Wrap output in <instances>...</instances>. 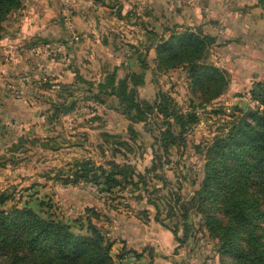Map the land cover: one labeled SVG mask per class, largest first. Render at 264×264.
I'll use <instances>...</instances> for the list:
<instances>
[{
	"label": "rangeland",
	"instance_id": "rangeland-1",
	"mask_svg": "<svg viewBox=\"0 0 264 264\" xmlns=\"http://www.w3.org/2000/svg\"><path fill=\"white\" fill-rule=\"evenodd\" d=\"M114 1L111 2L115 4L111 14L125 21L113 19L103 25L98 21V1L64 0L62 12L55 20L62 33L58 42L49 41L41 47L31 40L26 50L23 49L24 56L20 54L22 48L10 51V54L9 50L4 51L8 57L0 58V88L9 89V92L4 104L0 100V193L11 196L8 207L15 205L21 209L27 205L43 215L69 223L76 232H85L88 217L84 213L88 208L94 209L99 220L94 213L89 217L114 244L112 256L116 264H128L127 259L133 260V264L139 260L137 255L144 254H149L148 257L151 254L150 260L155 262L157 252L160 255L158 264H177V261L187 264L189 251L184 247L180 250L170 230L182 237L181 207L198 189L203 154L215 138L227 133L241 111L258 107L251 101L249 92L255 81L264 82V70L261 66L255 69L249 66L250 74L243 79L240 66L243 72L247 64L243 60L241 65L236 64L233 74L227 69L233 70L231 60L228 57L227 62L226 57L220 60L213 50L218 46L213 45L209 62L229 73V89L216 101L201 106L199 98L190 91L184 69L152 73L156 54L151 51L153 49L148 50L158 41L155 36L167 39V31L177 26L194 28V24L165 22L163 0H157L159 18L154 21L143 19L150 15L146 7L139 9L131 3L124 15L117 0ZM194 1L176 0V4L189 8ZM254 1L261 7L262 14L258 11L252 19L264 16V0ZM200 4L206 20L205 13L212 1L200 0ZM73 7L85 11V16L92 13L93 25L103 28L104 38L84 41L76 31L74 21V34H70L64 14L73 16ZM241 9H245L244 6ZM12 18L4 23L6 31L1 35L6 36L14 30L16 24L12 23H23V20L12 21ZM203 26L206 30L208 23ZM175 31L181 33L185 29ZM258 31L255 28L254 33ZM257 43L263 45L264 40ZM31 48L33 50L27 52ZM141 56H147L150 68L145 85L139 89L140 98L154 103L158 93H165L181 112H195L199 118L198 124L191 126L168 155L163 150L157 157L153 154L154 150L158 151L156 139L164 126L162 117L154 113L145 123H135L118 106L116 99L97 98L98 86L108 74L115 72L118 78H123L128 72L139 73ZM16 60L25 66L15 69L13 63ZM252 73L259 77L255 78ZM25 77L29 81H24ZM17 90L19 99L15 97ZM72 103L73 111L68 115L61 114L62 107L68 108ZM154 158L157 169L146 174L152 168ZM83 160L105 167L106 161L129 163L144 176L145 185L139 188L127 186L124 193L115 195L100 192L85 183L65 186L63 181L71 176L75 162ZM156 217L163 225L155 221ZM189 223L194 227L195 238L185 246L193 242L192 248L205 247L210 258L217 256L200 217L193 216ZM178 250L181 255L176 257Z\"/></svg>",
	"mask_w": 264,
	"mask_h": 264
},
{
	"label": "trees",
	"instance_id": "trees-1",
	"mask_svg": "<svg viewBox=\"0 0 264 264\" xmlns=\"http://www.w3.org/2000/svg\"><path fill=\"white\" fill-rule=\"evenodd\" d=\"M22 8V0H0V33L4 23ZM179 27L167 31V39L155 36L158 41L153 46L156 57L152 73L183 68L192 95L199 98L201 106L210 104L229 89V73L211 64L208 58L217 38L203 25ZM177 28L185 31L178 33ZM139 61V73L128 72L123 78L115 72L108 74L98 86L97 98L116 99L135 123H145L154 113L162 117L164 126L156 139L158 151L153 154L157 157L163 150L168 155L191 126L198 124L199 118L195 112H181L165 93H158L154 103L142 100L139 89L145 85L150 67L147 56L139 57ZM3 88L0 100L4 104L9 89ZM249 96L258 107L241 111L227 133L215 138L203 154L198 189L181 207L182 237L170 230L179 248H183L195 238L189 222L193 216H199L220 264H264V82L254 83ZM62 108L61 114L68 115L74 105ZM155 161L154 158L146 174L156 171ZM105 163L107 167L91 160L76 161L63 184L85 183L112 195L124 193L127 186L145 185L144 176L129 163ZM10 202V195L0 193V264H116L112 256L114 244L89 217L96 212L94 209L88 208L84 213L88 217L85 232H76L63 220L43 215L27 205L21 209L15 205L8 207ZM155 221L163 225L157 217ZM137 257L141 259L143 255Z\"/></svg>",
	"mask_w": 264,
	"mask_h": 264
},
{
	"label": "crops",
	"instance_id": "crops-1",
	"mask_svg": "<svg viewBox=\"0 0 264 264\" xmlns=\"http://www.w3.org/2000/svg\"><path fill=\"white\" fill-rule=\"evenodd\" d=\"M22 1V11L19 14L11 16V18L13 17L12 21L20 22V20H23V23H12L13 25L16 24L15 27H13L14 30L6 36L1 35V33L6 31L5 27L4 31L0 33V58L4 56L8 57V55L4 54V51L9 50L8 52L10 54V51L13 52L18 48H22L20 54H23L24 56L25 52L23 51V49L26 50V47L30 44L31 40L36 43V46L41 45V47L45 46L49 41L58 42L60 40L62 33L60 32L59 27L56 26L55 20L56 17L60 16L62 12V4L64 0ZM95 1H98V3L100 4L96 7V9L98 10L97 15L100 16L98 21H101L103 25L111 22V20L113 19L125 21L124 18H118L114 14H111L112 7H114L115 5L111 4V2H115L114 0L111 2L109 0ZM164 1L165 22H171L177 25L194 24V28L202 26L206 22L208 23V28L206 29V31L217 38V43L215 44V46L218 47L213 49L215 50L214 54L218 56L220 60L221 57H226V62L227 57L229 58V61L231 60L230 64L233 66V70H230L231 68L229 67L227 68L230 72L234 74L237 69L236 64L237 66L241 65L242 60L247 64V67L245 68V70H243V72L242 65L240 66V75L241 77H243V79L246 77V75L250 74V72L247 71L249 69V66H251L253 69L258 68V66L260 68L261 66V68H263L264 70V43L263 45H261V43H257L258 40H261L263 42V40L261 39L263 37V33L261 34V32L264 29V18L263 16H260L256 17V19H252L256 12L259 11L261 13V7L256 6V1L211 0L212 5H210V8L205 13L207 18L206 20L203 18L201 12L200 0L194 1L195 3L193 5H189V8L185 7L184 4H176V0H163V2ZM191 1L193 2V0ZM92 2L93 1H91L89 4L91 5ZM131 3L133 4V6L135 5L139 9L144 6L148 10H150V15L143 17L145 21H154V19L158 20L159 16L157 10V0H117L116 4H118L119 7L123 9V14L125 15V10L130 7L129 5ZM241 6H244L245 9H241ZM71 14H73V16L71 17L75 23L76 31L80 32L79 35L82 36V39L84 41L99 39L100 37L104 38V32L102 31L103 28L98 25H93L94 21L92 20L93 17L91 16L92 13L89 12V14H87L88 16H85V11L83 12L81 10H78L77 7H73V10L71 9ZM131 15L133 16V14ZM15 16L22 17L18 18ZM255 28L259 29V31L256 33L257 35L254 33ZM256 39H258L257 42ZM151 49H153L151 51H155L154 48ZM31 50H33V48L29 50L27 49V52H30ZM240 56L243 58H240ZM260 63H262V65ZM13 66H15L14 68L16 69L19 67H24L25 64L21 63L20 60H16L15 63H13ZM13 73H15V71H13ZM252 74H254L255 78L259 77L256 73ZM255 82H260V80H257ZM6 85L9 86V83H7ZM192 245L194 246L193 242L191 245L189 244L187 246H184V248L186 250L188 249L189 251L187 264H204V262H210L211 264H220V258L218 255L214 256V258H210L209 255H207L208 250H204L205 247L194 249L192 248ZM184 248H180V250ZM180 250H178V252L175 254L177 255L176 257L181 255L179 253ZM167 255H169V253H166V256ZM148 256L149 254H144L141 259L135 261V263L133 262V264H158L157 257L160 256L158 252L154 257L155 262H152L150 260L152 255L151 257ZM132 261L133 260L129 259L125 260V262H128V264H131ZM177 264L180 263L177 261Z\"/></svg>",
	"mask_w": 264,
	"mask_h": 264
},
{
	"label": "built area",
	"instance_id": "built-area-1",
	"mask_svg": "<svg viewBox=\"0 0 264 264\" xmlns=\"http://www.w3.org/2000/svg\"><path fill=\"white\" fill-rule=\"evenodd\" d=\"M64 18H65V25H66V27H67V30H68V32L70 33V34H74V24H73V20H72V18L70 17V15H68V14H64ZM33 53H35V51L33 52ZM23 80L24 81H29V78H23ZM15 97L17 98V99H19L20 98V92L17 90V91H15ZM206 264H209V263H206Z\"/></svg>",
	"mask_w": 264,
	"mask_h": 264
}]
</instances>
